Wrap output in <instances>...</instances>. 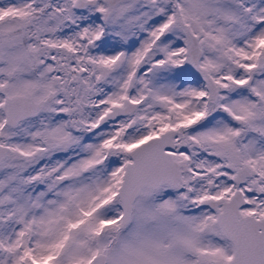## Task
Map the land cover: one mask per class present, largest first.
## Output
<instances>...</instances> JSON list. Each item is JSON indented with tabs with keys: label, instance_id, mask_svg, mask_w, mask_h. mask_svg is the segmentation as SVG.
<instances>
[{
	"label": "snow or ice",
	"instance_id": "6c2138e0",
	"mask_svg": "<svg viewBox=\"0 0 264 264\" xmlns=\"http://www.w3.org/2000/svg\"><path fill=\"white\" fill-rule=\"evenodd\" d=\"M0 264H264V0H0Z\"/></svg>",
	"mask_w": 264,
	"mask_h": 264
}]
</instances>
